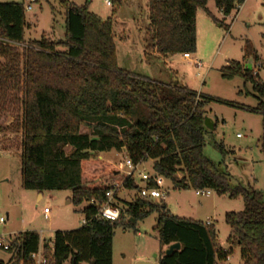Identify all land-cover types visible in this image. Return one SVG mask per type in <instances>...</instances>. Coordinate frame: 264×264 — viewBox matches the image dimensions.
<instances>
[{"label":"trees","instance_id":"1","mask_svg":"<svg viewBox=\"0 0 264 264\" xmlns=\"http://www.w3.org/2000/svg\"><path fill=\"white\" fill-rule=\"evenodd\" d=\"M208 1L146 0L151 47L161 56L193 54L197 10L217 21L206 7ZM61 2L63 39L43 35L28 41L23 4L0 2V132H20L22 187L38 193L70 191L69 202L80 207L85 220L75 229L56 230L52 247L45 241L47 264H112L114 229L133 226L152 213H157L153 229L158 241L165 247L180 243L170 255L163 252L158 264H217L228 256L218 246L214 224L172 215L163 199L134 194L131 201L121 200L118 219L99 218L109 181L117 174L113 164L95 154L110 150H124L134 163L151 160L154 173L178 189L241 195L243 209L224 215L228 243L240 249L242 264H264V190L231 185L229 176L204 155L206 100L185 86L118 67L111 17L89 11V0L82 5ZM213 2L228 16L244 0ZM246 48L245 58L252 56L256 62L250 45ZM253 70L230 61L221 76L252 84L264 133V81ZM5 116L11 117L6 125ZM123 184L128 190L136 188L134 179ZM39 238L37 231L8 238L5 252L10 258L0 259V264H33Z\"/></svg>","mask_w":264,"mask_h":264},{"label":"rangeland","instance_id":"2","mask_svg":"<svg viewBox=\"0 0 264 264\" xmlns=\"http://www.w3.org/2000/svg\"><path fill=\"white\" fill-rule=\"evenodd\" d=\"M82 5L85 0H68ZM89 11L101 18L111 17L116 46L117 65L150 79L178 84L195 91L206 100L205 116L211 120L204 134V155L214 162L221 172L229 176L231 185L240 184L247 190H264V133L262 115L254 110L258 100L250 82L241 77L224 79L221 68L230 61L246 65V47L257 55L253 72L264 81V0H244L228 16L207 2V9L217 21L198 9L195 18L196 49L191 59L182 54L172 57H155L147 40L148 13L146 0H118L107 7L102 0H89ZM0 2L24 3L23 0ZM117 5V6H116ZM119 5V6H118ZM115 10V11H113ZM64 7L61 0H36L30 11H24V39L37 40L47 36L54 40L64 36ZM122 38V39H119ZM142 42L147 53H142ZM21 47L20 45H17ZM20 50V49H19ZM198 61V65L192 60ZM5 116L3 123L10 122ZM20 132H0V237L13 238L23 231H37L51 246L56 230H71L82 225L83 215L69 202L70 191L53 190L38 193L22 187L20 174ZM66 153L71 148H65ZM115 168L117 178L112 186L124 178L119 163L126 158L124 150H110L95 154ZM141 169L154 174L152 161L141 163ZM178 176L180 174L178 173ZM136 184L142 181L135 173ZM158 184L166 192L163 203L170 214L215 225L218 246L229 251L228 258L217 264H242L241 251L228 243L227 212L243 209L241 195L229 198L213 190L199 195L195 189H178L163 177ZM134 190L117 191L116 204L131 201ZM156 202L160 199H155ZM44 208L48 212H44ZM157 213H152L133 226H117L112 238V264H158L167 247L162 245L154 231ZM10 255L0 249V259L7 262ZM64 264H69L68 261ZM79 264H88L80 262Z\"/></svg>","mask_w":264,"mask_h":264},{"label":"built area","instance_id":"3","mask_svg":"<svg viewBox=\"0 0 264 264\" xmlns=\"http://www.w3.org/2000/svg\"><path fill=\"white\" fill-rule=\"evenodd\" d=\"M23 9L24 11H30L32 9V4L36 0H23ZM107 7L112 6V2L110 0H102ZM182 57L184 59H190L189 53H183ZM195 64H199L198 61L194 60ZM120 169L123 170L124 178L120 182H115L105 193V201L101 205L99 212L97 216L99 218L109 219V220H116L118 219L120 215L121 208L116 204V192L117 191H124L128 190L123 184V181L126 179H134L136 181L135 173L140 178V180L143 182L141 186L136 184L135 192L136 196L138 198L144 199V200H155V199H164L165 197V191L160 187L157 180L159 175L157 174H150L146 172L145 170L141 169V163H134L130 158L126 156L125 160L121 161L119 163ZM151 183H154L155 185L151 186ZM196 193L199 195H208L211 193V190L209 189H197ZM44 212L47 213L48 209L44 208ZM0 222L3 223L4 220L0 218ZM85 222L84 219H82V224ZM206 224H209V222H206ZM40 245L36 252H33L31 254V259L33 261V264H47L46 258L43 256V246L45 243V239L42 238L39 235ZM53 245V238L51 239V247ZM0 249L2 251H5L8 249V243L5 239L0 237ZM228 258V256L226 257Z\"/></svg>","mask_w":264,"mask_h":264},{"label":"water","instance_id":"4","mask_svg":"<svg viewBox=\"0 0 264 264\" xmlns=\"http://www.w3.org/2000/svg\"><path fill=\"white\" fill-rule=\"evenodd\" d=\"M253 61H254L253 57L249 56L247 61H246V65H244L243 68H245V69H253V65H254ZM204 125L206 127L211 126V120L208 117H206V116L204 117ZM130 220L132 222H134L133 219H130ZM179 248H180V243H178V242L172 243V244L167 246V248L164 251V254L165 255H170L173 251L178 250ZM73 264H76V262H73Z\"/></svg>","mask_w":264,"mask_h":264},{"label":"crops","instance_id":"5","mask_svg":"<svg viewBox=\"0 0 264 264\" xmlns=\"http://www.w3.org/2000/svg\"><path fill=\"white\" fill-rule=\"evenodd\" d=\"M196 18V17H195ZM114 33V32H113ZM119 39H122V38H119ZM144 46V44H143V42H142V49H141V51H142V53L144 54L145 52L147 53V50L143 47ZM152 48V50L153 51H151V53L155 56V57H163V56H161L160 54H158L157 52H156V50L153 48V47H151ZM194 54V53H193ZM169 57H172V56H170V55H168ZM191 59V58H190ZM189 60V59H188ZM194 60L195 59H193L192 61L194 62ZM127 70V69H126ZM128 71H132V70H128ZM132 72H134V71H132ZM139 74V73H138ZM141 75H143V74H141ZM144 76H146V75H144ZM148 77V76H147ZM150 78V77H149ZM168 84H170V83H168Z\"/></svg>","mask_w":264,"mask_h":264}]
</instances>
